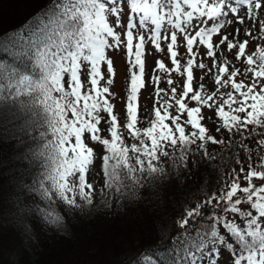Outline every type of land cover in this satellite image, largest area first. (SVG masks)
<instances>
[{
    "label": "snow or ice",
    "instance_id": "snow-or-ice-1",
    "mask_svg": "<svg viewBox=\"0 0 264 264\" xmlns=\"http://www.w3.org/2000/svg\"><path fill=\"white\" fill-rule=\"evenodd\" d=\"M252 40H264V0H43L22 25L0 31V143L23 136L32 142L28 158L43 167L36 186L22 184L12 201L21 243L10 264L34 255L25 193L47 201L35 210L58 225L64 217L57 201L80 209L99 195L110 206L105 196L135 199L154 181L191 178L202 168L203 198L165 214L157 245L124 264H218L222 250L229 264H264V45L252 50ZM110 51H123L128 65L123 117ZM152 53L172 67L157 60L146 81ZM194 69L214 81V91L203 76L194 88ZM148 86L157 99L144 114L141 91ZM205 108L214 109L218 126L203 122ZM206 173L217 176L208 192Z\"/></svg>",
    "mask_w": 264,
    "mask_h": 264
},
{
    "label": "trees",
    "instance_id": "trees-1",
    "mask_svg": "<svg viewBox=\"0 0 264 264\" xmlns=\"http://www.w3.org/2000/svg\"><path fill=\"white\" fill-rule=\"evenodd\" d=\"M42 2L0 0V31L22 25ZM172 79L183 83L177 75H172ZM164 88H168L166 83ZM114 103L116 110L119 106L117 112L123 117L125 97L116 94ZM189 106H195V103ZM205 109L202 110L206 118L203 122L209 127H213L212 122L218 126L220 121L214 109L207 112ZM101 128L104 129L101 134L108 136L103 121ZM31 143L23 136L18 142L0 143V264H10L9 253L21 243L12 201L21 192L22 184L35 187L43 171L40 160L28 158L33 149L25 145ZM219 149V145L210 146V150ZM216 163L218 166L225 165L219 160ZM204 171L203 168L200 170ZM200 172L191 178L185 173L167 182L154 181L151 187L146 185L138 190L135 199L105 196L106 200H110V206L101 202L99 195L93 205H82L80 209H70L57 201L54 206L64 217L58 225L48 222L35 210L37 206L44 208L47 201L40 200L34 193H25L20 198L33 209L29 218L35 243L32 249L34 255H21L20 264H124L138 249L157 245V230L163 229L165 214H175L177 206L195 204L197 196L203 198L204 193L199 188L203 186L204 177ZM206 178L208 185L204 189L208 192L215 187L217 176L206 173Z\"/></svg>",
    "mask_w": 264,
    "mask_h": 264
},
{
    "label": "rangeland",
    "instance_id": "rangeland-1",
    "mask_svg": "<svg viewBox=\"0 0 264 264\" xmlns=\"http://www.w3.org/2000/svg\"><path fill=\"white\" fill-rule=\"evenodd\" d=\"M255 35L259 36L261 35V33H255ZM241 39H243V36H241ZM260 45H264V40H260V41H256V40H252L250 41V45L249 47L254 50L257 46ZM151 51V49H150ZM201 52H203V48L200 49ZM181 52H184V49L181 48ZM109 55L113 58L114 60V67L117 69V75L115 77V82L112 86V90L115 91L116 94L121 95L122 97H125L126 93H125V89L127 87V76H128V65L126 62V57L123 51H110ZM219 55V54H218ZM225 55L227 56L228 59L231 60V55L225 53ZM152 57H146L147 63H146V81L148 80V75L151 72L152 68L155 67L156 61L159 59H164L165 63L169 66L172 67L171 63L169 60L166 59L164 54H160V53H152ZM204 59V62L209 64L211 66L212 64V58L209 57H202ZM183 63V60H182ZM238 63V62H237ZM215 71V69H214ZM172 75H177V78L179 79H183V77L178 76V74L173 73ZM194 76H195V80L193 82V86L194 88L197 87L196 84V80H200L201 76H203V70L200 69H194ZM202 83H204L209 90L214 91L215 87H214V81H210L208 76H203V80L201 81ZM103 84V81H102ZM165 83L162 82L160 84L161 88H164ZM223 91H225L223 89ZM156 96H155V86H148L146 87V89L141 91V105L143 107L144 110V114H148V112H150V110L153 108L154 106V101L156 100ZM192 102L190 103L191 105H193ZM117 110H119V106L117 105ZM116 110V111H117ZM210 109H205L204 111L207 112ZM86 142L89 143L90 146L94 147L97 156H99L101 153H103V147L101 145L95 144L94 142H90L87 141ZM94 173L96 175V186L99 188L103 181H102V174L100 173V161L97 160L95 166H94ZM91 182V179H90ZM232 259V257L230 255H227V252L223 251L222 255L218 261V264H229V261Z\"/></svg>",
    "mask_w": 264,
    "mask_h": 264
}]
</instances>
